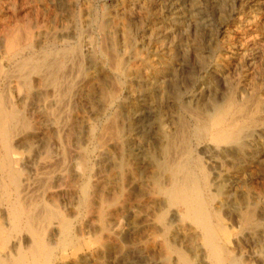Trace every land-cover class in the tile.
I'll return each instance as SVG.
<instances>
[{
    "label": "bare ground",
    "instance_id": "6f19581e",
    "mask_svg": "<svg viewBox=\"0 0 264 264\" xmlns=\"http://www.w3.org/2000/svg\"><path fill=\"white\" fill-rule=\"evenodd\" d=\"M263 1L243 2L256 8L240 19L250 32H233L222 57L196 41L199 72L215 63L211 74L224 77L226 88L207 106L195 108L202 91L190 92L176 79L166 93L175 116L160 113L151 123L150 115L139 126L132 115L120 124L126 104L149 114L150 94L121 102L106 79L99 85L102 114L75 142L65 106L80 80L88 82L89 98L96 87L82 68L84 42L38 49L33 33L9 41L0 31V264H264V86L250 91L225 77L239 53L246 60L249 53L252 61L262 57ZM107 26L103 21L99 29ZM101 38L90 42L93 58L112 56ZM110 62L125 77L123 62ZM133 71L140 73V66ZM163 72L172 73L167 66ZM35 92L46 98L45 107L33 110L31 99L43 102ZM37 136L43 138L32 157L18 154V146L32 147ZM83 244L90 251L80 256Z\"/></svg>",
    "mask_w": 264,
    "mask_h": 264
},
{
    "label": "rangeland",
    "instance_id": "374dc122",
    "mask_svg": "<svg viewBox=\"0 0 264 264\" xmlns=\"http://www.w3.org/2000/svg\"><path fill=\"white\" fill-rule=\"evenodd\" d=\"M137 1L139 3L136 6L134 3ZM243 2H246V0H0V31L5 30L7 32L9 41H14V39L20 36L26 37L29 33H33L30 40L32 39L33 45L38 49H45L52 45L58 49L64 47L73 49L79 43L84 42L82 49L85 53V59L82 68L86 75L94 80L93 85L96 87L92 96L93 99L90 101L92 97H88L89 84L87 81L80 80L72 99L73 102L71 101L67 107L65 106L66 115L68 116L70 113L67 120L68 128L66 129L67 131L73 130L74 136L72 133H70V136L71 140L75 142L82 135V127L94 123L95 119L102 114V94L99 85L106 81V79H109L106 82L109 92L120 90L116 93L119 98L121 97V102H125L126 96L137 100L143 92L146 96L150 94L147 97L151 106V112L149 114L139 111L136 113L131 109L130 105L126 104L124 115L116 120L120 124L122 122L128 123V118L132 117V115L133 119L139 121V126L142 123L140 119H145L143 124H147L145 121L149 119L150 115L151 123H154L156 120L153 117L158 116L160 113H163L165 118L170 117V115L175 116L176 108H174L171 99L167 100L166 93L172 90L176 79L185 81L184 87L187 86L190 92L196 89L202 91L200 101L193 104L195 108H204L216 93L219 95L224 93L226 90L223 81L224 77L220 78L217 75L213 76L211 74L215 63L210 66L211 68L208 67L206 70L199 72L197 54L195 52L196 41L200 42V46L204 52L209 53V48L214 47L217 50V58L222 57L220 52L229 50V37L232 36L233 32H245L247 30L250 32L251 26L248 23H245V25L241 24L240 19H248L249 14L251 15L255 12L256 8ZM70 4L71 6H69ZM103 21H106L108 26L101 31L99 24ZM261 27L264 29V21H262ZM11 36L13 37L11 38ZM29 36L31 35L29 34ZM100 38L103 39V43L102 41L100 43L101 47L106 48L108 51L110 50L109 55H112H110L112 59L111 57H94L95 59L92 57L93 47L90 45V42L99 41ZM258 46L263 50L264 39L258 42ZM243 53L241 55L239 53L237 56L238 60L231 64L230 69L226 70L225 77L227 76L228 82L247 86L250 91L255 86H264V50L262 51V57L253 61L249 60L253 58L251 56L252 53L247 54V60L244 58ZM136 57H138L137 62L133 60ZM116 58H119L125 65V77L119 76L121 74L116 73L112 68L110 61ZM244 59L247 63L251 62L253 66L248 69ZM134 66H140V73L133 71ZM166 66L171 69V74H164L166 73L163 72ZM75 69L76 67L72 71ZM229 70L230 72H228ZM74 72H71V76H76ZM113 86H115L116 91L115 89L112 90ZM82 87H86V89ZM158 89H160L161 93L159 97L157 94ZM35 93L37 95L36 99L40 100L41 97L43 102L37 101L39 103H35L34 99L33 103L36 104L34 105L31 103L33 101L31 99L30 103L27 104L28 108L34 110V108L36 109L40 106L42 108L45 107L44 101L46 97L44 96L43 98V95L37 94L38 92ZM51 93L49 91L50 98L47 96L48 100L52 99L51 95L53 93ZM73 104L74 107L71 106ZM70 108L71 112H69ZM116 109L114 108L115 111ZM46 118L41 119V121L43 120L41 128L44 131L46 127L43 124L46 125ZM54 130H51L52 135ZM112 132L114 131L112 130ZM45 133L46 136L44 138H48L49 134L46 131ZM154 135L155 132H151L149 137H153ZM37 137L31 141L33 143L32 147L31 145L18 146L16 148L18 154L24 158L32 157L35 154V145L40 138H43V136ZM87 240L89 241L88 238ZM88 251H90V247L83 244L78 254L85 256L88 254ZM71 255V259L73 258V261L78 262L76 260L79 259V256L72 253Z\"/></svg>",
    "mask_w": 264,
    "mask_h": 264
}]
</instances>
